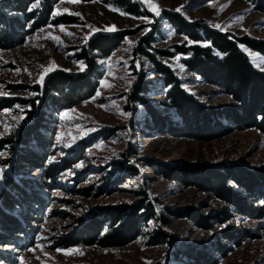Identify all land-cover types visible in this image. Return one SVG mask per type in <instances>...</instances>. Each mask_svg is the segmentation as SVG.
<instances>
[{"label":"rangeland","instance_id":"obj_1","mask_svg":"<svg viewBox=\"0 0 264 264\" xmlns=\"http://www.w3.org/2000/svg\"><path fill=\"white\" fill-rule=\"evenodd\" d=\"M139 1L154 17L125 14L105 0H61L54 16H75L78 23L49 24L31 35L22 46L0 49V99H18L0 111L2 139L15 134L27 121L29 100L37 95L34 86H42L57 70L71 74L86 70L77 53L91 37L98 32L134 31L111 56L98 60L104 76L93 97L60 112L51 111L54 122L48 136L53 147H50L48 162L63 163L75 151L80 153V159L62 171L55 182L44 179L41 170L31 171L37 182L28 186L45 195V207L43 213L34 211L24 218L26 229L34 232L32 239L17 237L14 241L10 237L9 244H0V251L12 256V264H174L175 247L207 246L220 226L204 230L183 217H175L172 211L194 205L202 213H208L222 203L209 193L166 179L155 167L167 164L176 167L178 173H188L217 163L264 165V134L256 129L233 132L212 141L162 136L157 131L148 133L143 125L137 124L144 116L143 109L128 100L137 72L142 68L134 50L152 31L154 21L162 17L164 9L181 12L189 20L203 19L237 36L257 39H264V13L255 11L245 0ZM162 25L165 38L157 43L158 47L167 48L185 40L167 22ZM242 48L255 67L264 70V56L247 46ZM181 58L176 56L166 61L189 92L211 104L230 101L189 72ZM144 68L150 70L147 63ZM151 100L163 107L162 96L155 95ZM9 158L7 149L0 151V187L9 171V165L3 161ZM122 166L136 167L137 175L125 181L119 179ZM38 182L50 187L43 189L44 185L40 187ZM104 184L109 185L104 187ZM79 188H90V194L75 193ZM141 188L147 190L158 211L171 217L172 225L166 229L175 237L176 244L150 245V232L155 228V223L150 222L143 234L126 246H60V239L82 228L83 219L90 212L108 204L132 203L138 199L137 191ZM34 208L42 210L39 206ZM16 213L21 214V209ZM234 222L254 232V236L221 257L219 264H264V219L238 216ZM19 240L25 243L23 248L16 245ZM0 264L7 263L0 261Z\"/></svg>","mask_w":264,"mask_h":264},{"label":"trees","instance_id":"obj_2","mask_svg":"<svg viewBox=\"0 0 264 264\" xmlns=\"http://www.w3.org/2000/svg\"><path fill=\"white\" fill-rule=\"evenodd\" d=\"M60 1L1 0L0 49L22 46L31 35L49 24L78 23L75 16H54ZM105 1L134 17H154L139 0ZM245 1L255 11L264 13V0ZM164 21L185 40L167 48L158 47L157 43L165 38ZM154 22L152 31L134 50L142 68L137 72L128 100L144 111L137 124L143 125L148 133L157 131L162 136L200 141H212L249 129L264 134V70L255 67L242 48L247 46L264 56V39L237 36L215 28L203 19L189 20L181 12L166 9ZM133 33L132 30H117L98 32L91 37L77 53L87 66L86 70L78 74L57 70L45 79L42 86H34L37 95L29 100L31 108L27 111V121L15 134L0 139V151L7 149L10 154V158L3 161L9 165V171L0 187V244H9L10 237L14 241L17 237L30 240L34 235L33 231L26 229L24 218L34 211L43 213L46 197L28 186L37 182L31 171L41 170L44 179L55 182L62 171L80 159V153L75 151L63 163L48 162L50 147H53L48 136L54 122L51 111L60 112L93 97L104 76L98 60L111 56ZM176 56L182 57L181 62L189 72L215 87L230 101L211 104L189 92L166 61ZM146 63L150 70H145ZM155 95L163 97V107L151 100ZM17 100L1 98L0 111L11 107ZM155 168L166 179L195 187L222 203L221 207L208 213H202L194 205L172 211L175 217H183L204 230L220 226L207 246L175 247L174 264H219L221 257H226L241 246L243 240L254 236V232L243 229L234 220L238 216L264 219V165L249 167L217 163L188 173H178L176 167L167 164H158ZM137 173L134 166L123 167L119 179L125 181ZM38 184L40 187L44 185L43 189L50 187L42 182ZM108 185L104 184V187ZM89 190L79 188L75 193L88 195ZM137 197L132 203L108 204L93 210L83 219L82 228L60 239V246H126L138 239L150 222L155 223L148 240L150 245L176 244L177 240L166 229L172 225L171 217L157 210L145 188L137 191ZM35 206L42 210H36ZM17 209H21V214L16 213ZM15 243L21 248L25 244L22 240ZM0 261L12 264L13 258L0 251Z\"/></svg>","mask_w":264,"mask_h":264}]
</instances>
